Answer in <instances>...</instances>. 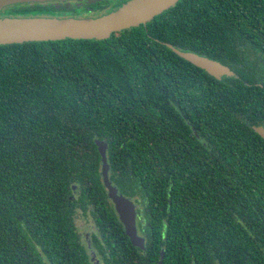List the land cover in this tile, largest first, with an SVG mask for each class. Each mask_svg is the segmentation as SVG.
I'll list each match as a JSON object with an SVG mask.
<instances>
[{
  "label": "trees",
  "instance_id": "trees-1",
  "mask_svg": "<svg viewBox=\"0 0 264 264\" xmlns=\"http://www.w3.org/2000/svg\"><path fill=\"white\" fill-rule=\"evenodd\" d=\"M253 126L264 127V0H179L106 40L0 46V264H91L78 211L95 224L98 264H158L161 252L162 264H264ZM95 141L108 146L112 184L138 203L144 251L118 224Z\"/></svg>",
  "mask_w": 264,
  "mask_h": 264
},
{
  "label": "water",
  "instance_id": "water-1",
  "mask_svg": "<svg viewBox=\"0 0 264 264\" xmlns=\"http://www.w3.org/2000/svg\"><path fill=\"white\" fill-rule=\"evenodd\" d=\"M67 0H0V7L14 4L46 3ZM179 0H132L116 11L97 18L74 17H24L0 18V46L30 42L72 40H106L113 33L144 25L154 17L174 6ZM179 57L202 69L208 75L219 78L231 76L224 65L194 53L181 52L165 44ZM253 131L264 140V127L253 126ZM100 155V177L107 197L111 202L125 235L133 247L144 249V237L137 234L135 204L119 194L109 178V165L105 142L95 141ZM94 256V254H93ZM161 252L158 264H162ZM94 264H98L91 258Z\"/></svg>",
  "mask_w": 264,
  "mask_h": 264
},
{
  "label": "flooded vegetation",
  "instance_id": "flooded-vegetation-1",
  "mask_svg": "<svg viewBox=\"0 0 264 264\" xmlns=\"http://www.w3.org/2000/svg\"><path fill=\"white\" fill-rule=\"evenodd\" d=\"M130 1H132V0H67V1H54V2H46V3L14 4V5H10V6L0 7V18H6V17H11V18H24V17H75V18L102 17L104 15H107L109 13L116 11L121 6H123L125 3H128ZM45 4H57L60 6L63 5L65 11L67 9H73L74 11H69V12L65 13V16H61V15L47 16L48 14H46V13L42 14V16H37L38 13H33V14H37V15H33V14L29 15L28 13H20V11H19V9L21 7H24V6L45 5ZM21 14H26V15H21ZM107 151H108V146L106 149V157H107ZM97 152H98V150H97ZM107 162H108V159H107ZM100 164H101V161H100ZM99 174H100V171H99ZM100 179H101V177H100ZM101 183H102V181H101ZM73 190L75 191V187L73 188ZM128 199H130V198H128ZM130 200L133 201V203L135 204V208L137 209L136 229H137V234L144 237V239H145V242H144V249H145L146 238H145L143 232L141 231V229L139 227V224L141 221H140V216H139L140 213L138 210V203L134 199H130ZM117 219H118V217H117ZM113 224H116V223H113ZM118 224H120L122 226V224L119 222V220H118ZM74 225H75V228L77 230V234L79 236L80 242H82L85 249L88 251L89 262L91 264H93V262H91V256L93 254L92 252H94V251L92 250V247H91V245H92L91 244V238H92L91 236H92V233L94 231H96L95 224L93 222V225H92L93 231L91 232V234L84 233V235L79 233V231L77 229V225L76 224H74ZM122 228H123V226H122ZM123 231H124V229H123ZM130 248H132V251L134 253L138 252V250L144 251V249L133 247L132 244L130 245ZM138 257H139V255H138ZM97 260L99 261V264H104L103 261H101L100 259L97 258ZM107 263L113 264V261L111 259H109L107 261ZM105 264H106V262H105Z\"/></svg>",
  "mask_w": 264,
  "mask_h": 264
},
{
  "label": "rangeland",
  "instance_id": "rangeland-1",
  "mask_svg": "<svg viewBox=\"0 0 264 264\" xmlns=\"http://www.w3.org/2000/svg\"><path fill=\"white\" fill-rule=\"evenodd\" d=\"M91 18H97V17H91ZM74 220H75V224L77 225V229L79 233L83 235L84 233L91 234V232L93 231L92 229L93 220L91 216L84 215L80 211H78L76 212V215L74 216ZM91 262H92V259H91Z\"/></svg>",
  "mask_w": 264,
  "mask_h": 264
}]
</instances>
